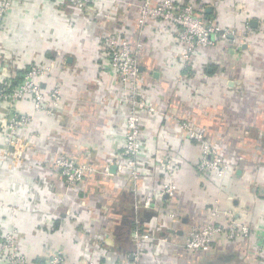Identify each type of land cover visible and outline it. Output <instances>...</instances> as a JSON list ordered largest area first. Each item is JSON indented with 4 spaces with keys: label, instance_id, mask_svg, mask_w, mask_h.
Masks as SVG:
<instances>
[{
    "label": "crops",
    "instance_id": "obj_1",
    "mask_svg": "<svg viewBox=\"0 0 264 264\" xmlns=\"http://www.w3.org/2000/svg\"><path fill=\"white\" fill-rule=\"evenodd\" d=\"M176 1L199 8L205 21L236 36L198 49L184 65L174 27L149 19L137 36L141 0H102L89 14L65 0H27L6 16L0 36L5 51H16L15 42L25 48L17 70L48 64L53 72L44 90L54 81L62 86L60 107L53 116L35 113L18 137L19 147L7 145L0 123L6 148L0 151V240L14 231L31 264H46L57 250L65 254L63 264H125L135 227L153 236L143 245L141 264H264L251 238L218 236L207 251L183 247L189 230L205 225L214 210L231 212L257 234L264 231V0ZM108 31L127 36L132 45L140 39V87L154 108L141 114V175L135 181L112 170L128 108L101 46ZM0 107L3 113L5 105ZM18 108L32 113L28 101ZM182 122L202 132L232 164L223 179L198 173L193 162L200 147ZM60 153L99 173L67 189L53 163ZM249 154L255 164L238 162ZM169 156L175 195L136 209L166 181L160 163ZM215 221L226 222L223 215Z\"/></svg>",
    "mask_w": 264,
    "mask_h": 264
},
{
    "label": "built area",
    "instance_id": "obj_2",
    "mask_svg": "<svg viewBox=\"0 0 264 264\" xmlns=\"http://www.w3.org/2000/svg\"><path fill=\"white\" fill-rule=\"evenodd\" d=\"M13 1L0 0V28L1 21L6 18L13 6ZM65 2L70 7L89 14L96 10L95 4L102 0H65ZM138 10L137 36L141 37L149 19H157L174 27L176 43L181 48V60L184 65L190 64L198 49L213 47L223 38L236 36L232 29L205 21L200 15L201 10L192 4H181L176 0H141ZM139 40L137 44L132 45L127 36L119 35L114 31L106 32L101 40V46L108 55V67L124 89L122 101L128 108L123 145L114 155L111 164L116 167L117 172L127 173L133 181L138 180L141 175L138 160L143 134L141 114L154 112V108L147 102L148 96L140 87L138 53L142 43ZM8 61H11L9 53L0 49V105H5V111L0 112V123L5 126L3 132L7 145L19 147L18 137L22 130L33 122L35 113L53 116L55 110L60 107L62 86L60 82L54 81L48 91L44 90L43 83L52 77L53 72L48 64L21 65L17 70L16 67L13 69ZM14 79H16L15 82ZM23 101L31 103L32 113L19 110L18 104ZM180 127L187 137L200 147L199 155L193 162L198 173L204 179L211 174L223 179L232 164L224 160L202 132L197 131L187 122H182ZM5 149V145L0 143V151ZM242 161L243 158L239 157L238 162ZM53 163L67 189L73 191L80 186L88 174L99 173L92 164L76 162L64 153L58 154ZM160 169L167 177L166 181L162 183L155 195L144 197L139 206H135L136 209L151 208L156 202L175 195L177 182L172 157L165 158L160 163ZM219 215L225 217V224L215 221V217ZM211 216V220L205 225L193 226L189 230L183 244L185 250L207 251L218 236H223L226 240L251 238L255 241L256 249L264 262V231L255 233L248 224L231 212L222 213L214 210ZM152 239V234L142 231L140 227H135L131 232L132 247L124 256V263L141 264L143 245ZM0 261L2 264H31L29 252L20 246L14 231L5 232L1 236ZM64 262L65 254L57 250L50 253L46 264H63ZM83 264H97V262L88 260ZM103 264L119 263L116 260L105 259Z\"/></svg>",
    "mask_w": 264,
    "mask_h": 264
},
{
    "label": "rangeland",
    "instance_id": "obj_3",
    "mask_svg": "<svg viewBox=\"0 0 264 264\" xmlns=\"http://www.w3.org/2000/svg\"><path fill=\"white\" fill-rule=\"evenodd\" d=\"M26 1L27 0H14L13 2V6H12V8L14 7V5L16 4V5H22V4H25L26 3ZM38 5H40V4H38ZM37 5V6H38ZM21 7V6H20ZM11 8V9H12ZM11 11V10H10ZM9 11V12H10ZM5 18L1 21V28H0V36H1V33L4 31V30H6V27H4V23H5ZM13 48L16 50V51H14V50H12V51H7V52H9L10 54H11V61H8V63L11 65V67L13 68V69H15V67H16V65H17V60H20V56H22V57H26V54L24 53V51H25V48H22V45H20V44H18V42H15L14 44H13ZM0 49H2L3 51H5V49H4V46H3V44H1V41H0ZM33 64H36V63H33ZM243 158V162L244 161H246L247 163H249L250 165H253V164H255V160H253V156H250V154H249V156H247V157H242ZM145 232V231H144Z\"/></svg>",
    "mask_w": 264,
    "mask_h": 264
},
{
    "label": "water",
    "instance_id": "obj_4",
    "mask_svg": "<svg viewBox=\"0 0 264 264\" xmlns=\"http://www.w3.org/2000/svg\"><path fill=\"white\" fill-rule=\"evenodd\" d=\"M139 70H140V68H139ZM112 168H113L112 170L116 169V167H115V166H112Z\"/></svg>",
    "mask_w": 264,
    "mask_h": 264
},
{
    "label": "trees",
    "instance_id": "obj_5",
    "mask_svg": "<svg viewBox=\"0 0 264 264\" xmlns=\"http://www.w3.org/2000/svg\"><path fill=\"white\" fill-rule=\"evenodd\" d=\"M203 18V17H202ZM204 19V18H203ZM20 72V71H19ZM19 79V78H18ZM16 79H14V82H15Z\"/></svg>",
    "mask_w": 264,
    "mask_h": 264
}]
</instances>
